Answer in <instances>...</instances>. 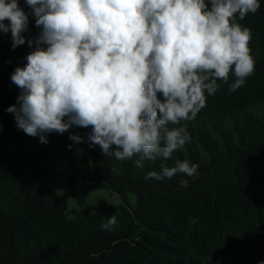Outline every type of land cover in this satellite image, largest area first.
Segmentation results:
<instances>
[{
	"label": "trees",
	"instance_id": "obj_1",
	"mask_svg": "<svg viewBox=\"0 0 264 264\" xmlns=\"http://www.w3.org/2000/svg\"><path fill=\"white\" fill-rule=\"evenodd\" d=\"M259 2L255 14L243 20L237 14L236 22L264 23V0ZM18 4L29 15L25 44L13 49L11 32H0V264H226L245 240L264 238V109L249 110L264 101V24L250 29L255 69L243 86L229 90L236 79L233 66L227 82L217 81L214 95L205 92L206 106L195 119L168 125L186 127L190 142L170 158L145 160L138 168V155L119 161L99 145L89 148L69 139L70 134L86 139L90 127L47 134L46 144L17 129L6 111L21 91L11 74L26 64L24 58L35 50L27 41L42 31L26 0ZM65 158L69 190L58 194L46 166ZM177 160L197 164V173L145 179ZM100 189L118 195L121 204L66 217L70 198L83 205L88 193ZM111 215L116 225L102 230Z\"/></svg>",
	"mask_w": 264,
	"mask_h": 264
},
{
	"label": "clouds",
	"instance_id": "obj_2",
	"mask_svg": "<svg viewBox=\"0 0 264 264\" xmlns=\"http://www.w3.org/2000/svg\"><path fill=\"white\" fill-rule=\"evenodd\" d=\"M42 31L35 48L11 74L21 90L6 111L18 130L48 143L47 134L72 126L91 128L74 143L99 145L107 157L134 164L168 159L190 142L186 127L227 82L235 92L255 69L251 31L236 22L261 7L259 0H26ZM8 21L5 24L4 21ZM29 15L18 0H0V32H11L12 48L24 45ZM160 94L158 98L157 94ZM115 145V149L112 146ZM72 145H68L71 150ZM198 165L149 172L163 180L191 177ZM115 171V169H113ZM187 183V181H183ZM196 221L193 220L192 223ZM117 223L109 216L101 229ZM260 264H264L261 261Z\"/></svg>",
	"mask_w": 264,
	"mask_h": 264
},
{
	"label": "rangeland",
	"instance_id": "obj_3",
	"mask_svg": "<svg viewBox=\"0 0 264 264\" xmlns=\"http://www.w3.org/2000/svg\"><path fill=\"white\" fill-rule=\"evenodd\" d=\"M261 26L264 23L256 21L255 23L243 24L242 27L252 29L255 25ZM207 102V101H206ZM211 101L209 103H212ZM264 109V101H261L257 105H253L249 110L254 114L262 113ZM75 126H72L70 130H74ZM47 170L50 175V185L58 194H64L69 190L68 178L70 174V161L65 158L59 162L47 163ZM129 200L131 203H136V197L133 194H129ZM104 204L119 206L121 199L118 195L107 189H100L94 192H90L83 205L77 203L73 198L69 199L68 210L65 213L68 219L79 218L88 214H93L100 210ZM264 261V238L260 235L255 236L251 240H245L241 244V249L238 254L232 258L226 259V264H260Z\"/></svg>",
	"mask_w": 264,
	"mask_h": 264
},
{
	"label": "crops",
	"instance_id": "obj_4",
	"mask_svg": "<svg viewBox=\"0 0 264 264\" xmlns=\"http://www.w3.org/2000/svg\"><path fill=\"white\" fill-rule=\"evenodd\" d=\"M88 194H89V193H88ZM88 194H87V195H88ZM86 197H87V196H86ZM85 200H86V199H85Z\"/></svg>",
	"mask_w": 264,
	"mask_h": 264
}]
</instances>
